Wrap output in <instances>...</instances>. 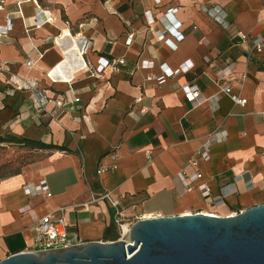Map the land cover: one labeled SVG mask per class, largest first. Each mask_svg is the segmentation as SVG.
Listing matches in <instances>:
<instances>
[{
	"label": "crops",
	"instance_id": "obj_1",
	"mask_svg": "<svg viewBox=\"0 0 264 264\" xmlns=\"http://www.w3.org/2000/svg\"><path fill=\"white\" fill-rule=\"evenodd\" d=\"M17 1L5 0L0 13L1 23L8 13L13 18L0 60L67 105L54 120L37 110L30 90L0 79V134L8 130L49 147L0 180V260L29 250L37 220L60 207L75 245L120 238L106 201L81 207L90 191H110L128 222L195 212L226 216L264 203V0H20L22 15ZM36 6L54 21L26 33ZM175 23L182 39L158 38L165 24ZM66 32L74 42L60 40ZM80 39L90 42L84 68L73 50ZM118 59L123 63L115 70L93 74L102 60ZM52 69V77L61 69L59 78L71 72L73 78L51 80ZM165 69L180 71L169 77ZM188 81L197 85L200 103L184 98L180 87ZM225 86L245 104L220 93ZM210 136L207 158L188 166ZM100 165L115 167L96 174ZM195 170L201 177L187 191L186 177ZM41 181L50 197L25 193V185Z\"/></svg>",
	"mask_w": 264,
	"mask_h": 264
},
{
	"label": "water",
	"instance_id": "obj_2",
	"mask_svg": "<svg viewBox=\"0 0 264 264\" xmlns=\"http://www.w3.org/2000/svg\"><path fill=\"white\" fill-rule=\"evenodd\" d=\"M0 264H264V203L226 216L142 217L124 238L22 251Z\"/></svg>",
	"mask_w": 264,
	"mask_h": 264
},
{
	"label": "built area",
	"instance_id": "obj_3",
	"mask_svg": "<svg viewBox=\"0 0 264 264\" xmlns=\"http://www.w3.org/2000/svg\"><path fill=\"white\" fill-rule=\"evenodd\" d=\"M4 3L5 0H0V13L4 10ZM20 3L21 1L18 0L16 2V12L22 15L21 9H20ZM173 11H169V16L172 15ZM31 24H28L25 26V32L29 33L30 29H39L43 24L45 23H52L54 21V18L50 14L44 13L38 6H36L35 13L31 17ZM215 21L223 26L224 28H229L230 24L225 21V19L222 16H216ZM152 19H149L148 24H151ZM13 26V18L10 13L5 15L3 22H0V42L3 38L7 37L10 33ZM179 24L175 23V25H169L165 24V29L163 31H158L157 36L159 39H164L167 34L175 37L177 40H180L183 38L182 34L179 31ZM236 34L238 35L239 39L242 42H245L247 40V35L242 31H237ZM64 36L68 37L71 42H74L69 32L63 33V35H59L60 40L64 38ZM81 40V39H80ZM131 35H129L127 42L130 43ZM78 41V40H77ZM166 41V40H165ZM76 43V42H75ZM254 49L257 52H261L262 50V43L260 41H257L254 43ZM90 47V42L87 40H81L80 45L76 46L75 52L77 54V57L80 61V67L84 68L88 64L84 60V55L86 54L88 48ZM74 48L71 46L66 51H69L70 49ZM38 58L41 57V53H37ZM34 61L28 60L26 62L27 66H32ZM123 63L122 59H118L117 61L108 62L107 60H102V62L99 64V66L93 71V74H98L104 70L106 67H110L111 70H115L117 64ZM57 68V67H56ZM53 69L47 73V75L50 77L51 80L55 79H62L65 82H69L73 78L72 72L70 73V76L67 79L59 78L62 77V71L61 69H57L55 73L53 74L54 77L50 76ZM180 69H176L175 71H170L168 69H165L164 73L166 76H174L178 74ZM244 77V75H243ZM0 79L9 83H12V85L16 89H27L30 90L33 99L36 105L37 110L40 113H43L44 115L49 116L50 118L57 120L56 116V110L58 108H64L66 106V102L62 101L61 99H50L46 95V90H40L36 88L35 83L23 79L15 74H12L11 71L7 67V63L0 60ZM181 92L183 93L184 98L188 102H196L200 103L202 99H200V92L197 87V85L194 83V81H188L185 84H183L181 87ZM220 93H224L229 95L230 99L233 101L236 105H244L246 100L239 97L236 94L231 93L230 87H220ZM74 102L78 101V98L73 99ZM139 99H137L138 101ZM53 103V108H47V105L49 102ZM145 109H142V112H144ZM262 116H264V113H262ZM214 142V139L208 137V139L205 141V143L197 150L196 156L191 158L188 162V166L197 167L199 159H206L207 158V152L209 146ZM149 157V151L146 152ZM115 165L110 166H104L100 165L96 169V174H100L103 171L114 168ZM201 177V173L198 170H195L193 173L188 175L186 177L187 185L186 190L190 191L193 189V181L196 179H199ZM202 194L204 197L209 196V189L206 185L202 184L199 186ZM24 191L26 194L33 195L36 193H42L46 197H50L51 193L48 189V186L44 181H41L38 185H25ZM98 201H106L110 207L113 209L114 212V223L117 225L119 229V236L122 238L121 227L124 224H127L128 226H131V224L134 222H128L124 216L122 215V212L119 207V201L117 198H115L110 191H102L99 193L90 191L89 197L86 201H83L80 205L84 209H88L92 204L98 202ZM214 215V214H213ZM137 220V219H136ZM135 220V221H136ZM68 221L65 218V208L60 207L57 208L49 213H46L42 217H40L35 225V231L36 234L32 240L31 248L27 251L31 252H46L49 250H55L60 248H66L75 245L74 241L69 237V231H68Z\"/></svg>",
	"mask_w": 264,
	"mask_h": 264
},
{
	"label": "rangeland",
	"instance_id": "obj_4",
	"mask_svg": "<svg viewBox=\"0 0 264 264\" xmlns=\"http://www.w3.org/2000/svg\"><path fill=\"white\" fill-rule=\"evenodd\" d=\"M49 147L41 140L25 139L5 130L0 134V180L44 156Z\"/></svg>",
	"mask_w": 264,
	"mask_h": 264
},
{
	"label": "bare ground",
	"instance_id": "obj_5",
	"mask_svg": "<svg viewBox=\"0 0 264 264\" xmlns=\"http://www.w3.org/2000/svg\"><path fill=\"white\" fill-rule=\"evenodd\" d=\"M75 44V43H74ZM76 45V44H75ZM130 226H128L127 224H124L122 227H121V233H122V236L125 237L128 233V230H129Z\"/></svg>",
	"mask_w": 264,
	"mask_h": 264
}]
</instances>
